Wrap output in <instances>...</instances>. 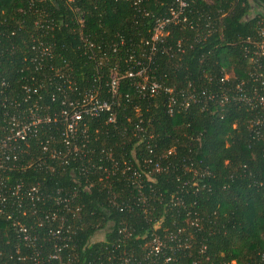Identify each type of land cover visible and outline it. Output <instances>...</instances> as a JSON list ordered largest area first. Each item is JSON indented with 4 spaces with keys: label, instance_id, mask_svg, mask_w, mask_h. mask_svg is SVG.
Instances as JSON below:
<instances>
[{
    "label": "trees",
    "instance_id": "16d2710c",
    "mask_svg": "<svg viewBox=\"0 0 264 264\" xmlns=\"http://www.w3.org/2000/svg\"><path fill=\"white\" fill-rule=\"evenodd\" d=\"M135 1L0 0L3 95L28 87L24 107L87 89L109 100V74H124L129 55L172 90L142 97L137 78H118L110 110L85 115L67 144L51 120L21 146L8 185L44 197L0 218V264H20L15 245L31 264H264V0H187L151 53L145 42L176 4ZM46 139L64 162L40 151Z\"/></svg>",
    "mask_w": 264,
    "mask_h": 264
},
{
    "label": "built area",
    "instance_id": "2783aa9c",
    "mask_svg": "<svg viewBox=\"0 0 264 264\" xmlns=\"http://www.w3.org/2000/svg\"><path fill=\"white\" fill-rule=\"evenodd\" d=\"M136 0L134 3H136ZM176 6L175 8H170L168 14L163 16L157 21L153 34L149 41L145 42L150 45L149 53L154 50V41L161 34V28L164 24L178 20V16L187 4V0H174ZM184 20V18L182 19ZM259 39L254 44L256 47V52L258 55L264 54V25L261 24L258 30ZM47 47H42L41 50H46ZM127 61H133V64L128 70L122 75L116 76L115 73H110L108 78V90L110 93V99L115 95V88L118 78H137L135 88L140 96H153L160 89L163 91L171 93L170 88L161 87L156 80L147 74V67L142 65L141 62L134 60L131 55L127 56ZM58 78H62L66 81V76L56 71L55 74ZM225 78V76H224ZM8 87V83L4 78H0V218L5 217L6 219L12 218V213L21 209L22 198H24L29 204L24 205L26 208L31 210V201H38L44 197L43 194L40 195L38 189L34 186H29L21 190V186L17 182H10L9 172L13 168L18 166L19 155L23 152L21 146H27L28 139L31 136H35L38 129L43 125L51 122L59 123L62 126L61 136L65 144L74 137L79 122L83 119L85 115L95 116L101 111H109L111 108L112 101L101 99L98 97L93 89H87L83 96L79 100L66 101L61 99L57 102V106H52L50 108L49 104H45L39 107L38 102L41 97L38 96L29 102L27 107H24L23 103L29 101L30 92L29 88L26 86H21L22 92L25 94L22 99L18 94L8 93L3 95V90ZM60 88V87H59ZM240 94V93H239ZM193 94H190L189 99H193ZM240 100L246 99L243 95H238ZM53 100V97H51ZM257 103L264 107V94H257ZM174 103L173 97L169 96L167 99V111L170 112L171 105ZM188 104V100L184 101V105ZM5 106L7 109H5ZM48 110V111H47ZM111 115L107 118V121H112ZM40 151L42 153H47L49 157H56L60 162H64L63 156L59 152H54L48 148V139L40 142ZM48 158V157H47ZM28 205V206H27ZM16 213V212H15ZM14 214V213H13ZM12 227L14 232L27 246H31V234L27 230L26 226L19 223L18 220H12ZM54 234L59 233L58 230L51 231ZM151 246L154 251H158L161 242L157 237L151 239ZM163 246V245H162ZM161 246V247H162ZM60 247L54 243L52 245V251L47 253V258H56V252ZM200 253L203 251L199 250ZM18 245L14 246L13 254L15 260L19 261L20 264H31V255L28 257L30 261H25L26 256L21 254ZM202 254V253H201ZM2 255L0 251V256ZM12 256V255H10ZM169 258L167 257L166 260ZM39 260H35L33 264H39ZM217 264H234V261L229 263L219 262Z\"/></svg>",
    "mask_w": 264,
    "mask_h": 264
}]
</instances>
